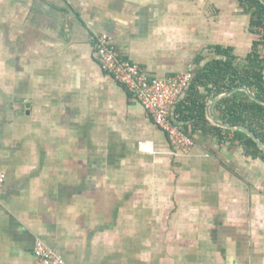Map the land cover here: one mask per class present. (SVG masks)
Returning a JSON list of instances; mask_svg holds the SVG:
<instances>
[{
	"label": "crops",
	"instance_id": "obj_1",
	"mask_svg": "<svg viewBox=\"0 0 264 264\" xmlns=\"http://www.w3.org/2000/svg\"><path fill=\"white\" fill-rule=\"evenodd\" d=\"M250 21L240 0H0V264H32L37 239L66 264H264V161L212 123L221 98L204 112L222 140L174 108L196 143L174 156L93 50L107 35L151 80L195 76L217 48L242 69Z\"/></svg>",
	"mask_w": 264,
	"mask_h": 264
},
{
	"label": "trees",
	"instance_id": "obj_2",
	"mask_svg": "<svg viewBox=\"0 0 264 264\" xmlns=\"http://www.w3.org/2000/svg\"><path fill=\"white\" fill-rule=\"evenodd\" d=\"M240 5L246 14L251 16V27L258 31L260 39L254 44L253 53L247 58V65L242 69H236L232 65L230 50L216 49L217 54L224 60H217L206 66L200 73L194 76L189 88H202L204 95H195L187 101H179L174 113L177 122H190L191 134L200 132L202 135H213L222 140L232 134L242 147L244 155L253 159L264 161V154L256 143L242 132L225 131L208 125L205 119V104L208 98H216L234 88H248L262 102H264V56L258 53V47L264 46V5L258 0H240ZM261 31V32H259ZM262 35V36H261ZM188 88V89H189ZM187 89V90H188ZM198 89H196L197 91ZM197 93V92H196ZM216 109L221 114L220 120L231 127H242L249 130L264 146V106L252 101L245 93L235 92L228 97H223L216 102ZM185 134L187 130L185 129ZM191 134H188L192 136ZM193 137V136H192Z\"/></svg>",
	"mask_w": 264,
	"mask_h": 264
},
{
	"label": "built area",
	"instance_id": "obj_3",
	"mask_svg": "<svg viewBox=\"0 0 264 264\" xmlns=\"http://www.w3.org/2000/svg\"><path fill=\"white\" fill-rule=\"evenodd\" d=\"M93 50L101 70L122 86L165 134L172 147V155H190L196 145L195 140L174 122L173 111L194 78L193 70L190 68L165 79L151 80L138 65L119 58L107 35L94 38ZM143 146L139 145L140 148ZM4 182L5 175L0 172V194ZM33 258L32 264H66L39 239L34 244Z\"/></svg>",
	"mask_w": 264,
	"mask_h": 264
},
{
	"label": "water",
	"instance_id": "obj_4",
	"mask_svg": "<svg viewBox=\"0 0 264 264\" xmlns=\"http://www.w3.org/2000/svg\"><path fill=\"white\" fill-rule=\"evenodd\" d=\"M258 1L264 5V0H258ZM263 77H264V71H263ZM237 91L244 92L252 101L264 106V102L260 101L253 93H251L247 88H244V87L234 88L231 91L217 97L215 100H218V99L223 98V97H228L232 93L237 92ZM215 100H213L212 102H214ZM211 121L215 126L220 127L222 129H226V130H230V131H238V132H242V133L246 134L250 139H252L254 141V143H256L259 150L264 154V146L260 143V141L249 130L244 129L242 127H231L230 125L218 122L214 119H211Z\"/></svg>",
	"mask_w": 264,
	"mask_h": 264
}]
</instances>
